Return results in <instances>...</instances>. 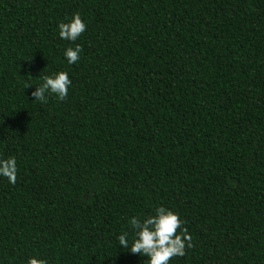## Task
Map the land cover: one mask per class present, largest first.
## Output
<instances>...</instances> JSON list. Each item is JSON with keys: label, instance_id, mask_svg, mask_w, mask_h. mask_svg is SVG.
Wrapping results in <instances>:
<instances>
[{"label": "trees", "instance_id": "1", "mask_svg": "<svg viewBox=\"0 0 264 264\" xmlns=\"http://www.w3.org/2000/svg\"><path fill=\"white\" fill-rule=\"evenodd\" d=\"M58 71L67 96L35 100ZM8 157L0 264H147L117 237L158 207L187 237L168 264H264V0H0Z\"/></svg>", "mask_w": 264, "mask_h": 264}, {"label": "clouds", "instance_id": "2", "mask_svg": "<svg viewBox=\"0 0 264 264\" xmlns=\"http://www.w3.org/2000/svg\"><path fill=\"white\" fill-rule=\"evenodd\" d=\"M59 37L69 42H75L86 30V24L80 15L73 14L67 23L58 24ZM82 49L80 45L67 47L63 56L69 65L75 64L80 59ZM69 73L58 71L43 77V82L32 92L35 100L46 101V94H54L57 99L63 100L71 85ZM32 87L29 84L25 88ZM17 175L15 157L0 159V176L8 179L9 183H15ZM130 228L134 232V238L129 246L127 232L117 237L118 244L123 249H130L132 254H140L147 257V264H168L174 256H183L186 236L177 234L181 227V221L176 213L164 207H158L154 215L147 216L143 220L132 217L129 221ZM27 264H47L43 259L29 257Z\"/></svg>", "mask_w": 264, "mask_h": 264}]
</instances>
